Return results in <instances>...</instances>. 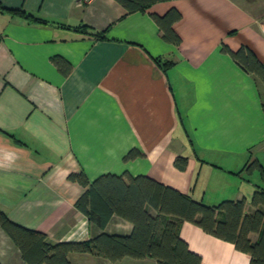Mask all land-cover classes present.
Here are the masks:
<instances>
[{"label": "crops", "instance_id": "0c3cea01", "mask_svg": "<svg viewBox=\"0 0 264 264\" xmlns=\"http://www.w3.org/2000/svg\"><path fill=\"white\" fill-rule=\"evenodd\" d=\"M0 3V208L13 221L52 243L130 234L133 223L117 214L103 229L77 208L86 187L68 176L82 170L90 180L144 174L208 204L246 197L251 208L264 187L262 171L246 168L253 160L264 167V81L222 47L246 44L264 61V0H163L134 12L118 0ZM173 7L182 13L179 45L153 17ZM57 55L72 65L68 74ZM132 148L143 154L126 161ZM182 154L185 170L174 164ZM180 234L204 264H251L248 253L193 222ZM69 258L162 264L78 251ZM0 262L28 264L1 226Z\"/></svg>", "mask_w": 264, "mask_h": 264}, {"label": "trees", "instance_id": "16d2710c", "mask_svg": "<svg viewBox=\"0 0 264 264\" xmlns=\"http://www.w3.org/2000/svg\"><path fill=\"white\" fill-rule=\"evenodd\" d=\"M118 1L129 12H134L146 10L163 0ZM7 9L42 20L23 9ZM153 17L166 41L176 45L182 42V37L174 28V23L182 18L178 8L173 7L164 14L153 13ZM83 28L96 37H106L104 31L89 25ZM222 49L244 69L264 81V61L249 45L243 44L234 50L224 44ZM156 60L161 64L160 58ZM53 61L64 74L71 71L72 65L64 57L54 56ZM142 154L139 148H132L124 159L128 161ZM188 163L189 156L183 154L174 160L180 170H185ZM246 168L249 172L258 168L264 175V167L259 160L248 162ZM68 177L86 187L76 206L90 220L104 229L112 216L117 214L132 222L133 230L130 234L102 232L90 240L52 243L46 233L13 221L0 208V226L20 248L28 264H75L69 258L72 251L89 252L112 261L130 256L153 257L162 264H204L202 256L190 249L180 234L184 221L193 222L208 233L234 243L238 250L250 255L251 264H264V187L258 186L254 190L251 208L248 209L246 197L208 204L153 177L133 175L128 171L122 174L104 173L94 180H90L83 170L72 172ZM253 234L257 235L255 239Z\"/></svg>", "mask_w": 264, "mask_h": 264}, {"label": "built area", "instance_id": "2783aa9c", "mask_svg": "<svg viewBox=\"0 0 264 264\" xmlns=\"http://www.w3.org/2000/svg\"><path fill=\"white\" fill-rule=\"evenodd\" d=\"M83 1L88 2V1H90V0H83ZM263 27H264V22H263Z\"/></svg>", "mask_w": 264, "mask_h": 264}]
</instances>
